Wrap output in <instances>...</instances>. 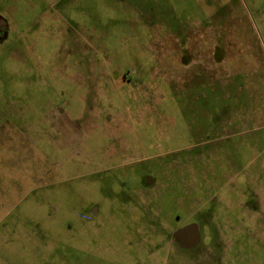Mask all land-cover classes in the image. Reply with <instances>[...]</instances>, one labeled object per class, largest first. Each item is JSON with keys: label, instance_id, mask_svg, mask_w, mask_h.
<instances>
[{"label": "rangeland", "instance_id": "374dc122", "mask_svg": "<svg viewBox=\"0 0 264 264\" xmlns=\"http://www.w3.org/2000/svg\"><path fill=\"white\" fill-rule=\"evenodd\" d=\"M0 16V264H264V0Z\"/></svg>", "mask_w": 264, "mask_h": 264}, {"label": "flooded vegetation", "instance_id": "af4514ba", "mask_svg": "<svg viewBox=\"0 0 264 264\" xmlns=\"http://www.w3.org/2000/svg\"><path fill=\"white\" fill-rule=\"evenodd\" d=\"M0 21L1 22H4V19L0 18ZM1 30V29H0ZM7 37V31L6 30H3V31H0V43H2ZM148 178H150L148 181ZM151 177L150 175H146L144 176V179H142L141 183L142 185L144 186H149L150 183H151ZM119 187H120V190H119V198L123 201V190H130L129 188L126 189V186L122 183L119 184ZM134 192L137 191V189H134L133 190ZM176 193V192H174ZM170 200L171 198L169 197L168 194H166ZM168 203V201H167ZM171 203V202H170ZM167 205V204H166ZM170 208H171V204H169ZM179 218V215L175 214V220ZM191 224H196L197 226V232H198V236L194 237L193 235H189L187 233H180V230L191 225ZM213 238L216 240L217 237L213 236ZM171 239H172V245L178 247V248H191V247H194L196 245L199 244V241H200V236H199V225L197 224V222H188V223H184L182 225H180L179 227H176L175 230L173 231L172 235H171Z\"/></svg>", "mask_w": 264, "mask_h": 264}, {"label": "water", "instance_id": "95a60500", "mask_svg": "<svg viewBox=\"0 0 264 264\" xmlns=\"http://www.w3.org/2000/svg\"><path fill=\"white\" fill-rule=\"evenodd\" d=\"M0 18H1V16H0ZM180 233L181 234L182 233H184V234L187 233V234H189L191 236L193 235L194 237H196V236H198L197 226H196V224H191V225L181 229Z\"/></svg>", "mask_w": 264, "mask_h": 264}]
</instances>
